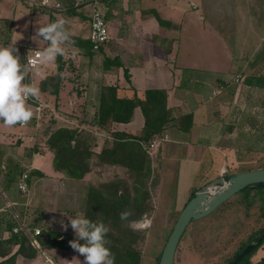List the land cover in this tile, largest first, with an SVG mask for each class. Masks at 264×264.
<instances>
[{"label": "crops", "instance_id": "crops-1", "mask_svg": "<svg viewBox=\"0 0 264 264\" xmlns=\"http://www.w3.org/2000/svg\"><path fill=\"white\" fill-rule=\"evenodd\" d=\"M67 1L69 4L49 15L52 9L28 0H0V46H14L18 50L14 54H24L25 48L33 49L29 45L35 40L37 29L58 18L65 20L70 35V42L62 45L63 55L26 73L24 82L40 88L38 100L26 101L32 111L40 104L51 105L42 98L46 96L56 108L65 109V94H69L73 83L68 74L72 66L69 57L76 52L74 46L82 53L76 57L83 56L88 62L102 57L101 72L110 82L101 84L117 86L120 95H130L133 89L139 95L146 89L166 92V108L178 125L164 131L167 140L160 143L157 155L163 165H175L174 201L179 205L184 206L204 177L209 181L224 171L226 174L264 158V0H171V5L170 0H104L102 9L109 39L99 50L101 56L91 49L84 52L78 45L79 40H88L92 0ZM79 8H83L81 13ZM172 9L179 17L170 14ZM155 14L163 23L157 21ZM47 46L48 42L40 38L34 49ZM115 57L120 66L111 64L104 69L105 60ZM57 64L61 65L59 88L58 94H53L42 89L40 82L57 72ZM125 71L129 81L123 75ZM238 74L240 81L227 83ZM219 85H223L222 90L214 94ZM97 94L98 89L95 97L86 101L84 117L76 125L78 131L89 136L90 150L96 154L100 150L95 144L106 133L92 124ZM70 95L67 107L72 108L77 99ZM87 106L94 111L90 113ZM27 124L8 126L0 121V240L19 232L27 238L22 252H18L20 242L14 241L8 253L0 255V261L14 254V264H65L78 252L54 246L51 238L43 246L32 230L43 228L61 235L73 234L69 217L77 213L61 215L44 198L34 205L38 200L33 199L31 190L37 186L42 190L56 176V186L60 185L61 190L69 177L53 167L50 150L45 152L36 145L25 148V134L34 130V126ZM142 126L143 116L135 108L129 122H112L111 131L137 134ZM38 135L31 132L27 137L36 140ZM16 166L23 168L22 173H28L27 194L18 188L22 174L19 176L17 172L10 189L6 188V171ZM42 179L45 186L40 185L44 183ZM39 207L45 213L40 214ZM64 225H68L66 230Z\"/></svg>", "mask_w": 264, "mask_h": 264}, {"label": "rangeland", "instance_id": "rangeland-1", "mask_svg": "<svg viewBox=\"0 0 264 264\" xmlns=\"http://www.w3.org/2000/svg\"><path fill=\"white\" fill-rule=\"evenodd\" d=\"M59 2H61L62 6L69 4L67 0H60ZM169 4H172L171 0ZM82 9L79 8L80 13ZM48 12L47 13L51 15L56 11L51 10ZM170 14L179 17L175 9L170 10ZM40 38L42 37L36 35L35 40L31 41L29 47L33 49L38 47ZM71 41L73 44L76 43L73 40ZM73 50L76 52L73 53L74 57H69L72 66H70V74H68V77L73 80V83L68 91L69 94H65V109L56 108L57 105H55L54 101L48 96L42 97L43 99L46 98V102L51 105L40 104L33 110V117L27 122V126H34V130L32 131L31 129L30 132L25 134V148L36 145V147L38 146L39 148L43 147L45 152H49L50 150L51 154H53V151L49 149L46 144L49 134L61 126L71 129L75 128L76 130L79 129V126L76 125H79V120H82L84 117L82 112L84 111L83 106H86V101H91V99H93L92 96L95 97L94 93L102 85L101 83L110 82V80L106 79V76L103 77L101 72L103 67L102 57L101 60L96 61L94 58L88 62L87 58L83 56L79 58L76 57L77 54L82 55L81 51L74 46ZM26 52H28L27 48L24 50V53ZM28 72L29 71L26 73ZM125 79L129 81V78L127 79L125 77ZM76 90L78 91L76 92ZM70 93L75 95L77 99V102H75L72 108H69V106L67 107V97L72 96ZM90 106L87 107L89 108V112L92 113L94 109ZM55 113L58 116L55 117ZM87 127L91 128L90 126ZM31 132L32 134L33 132L39 134L35 137L36 140L32 139V136H30L31 139L27 137ZM104 132H106L104 136L99 139L98 144H95L98 150L105 147L106 140L112 139L109 132ZM140 133L141 131L137 132V134ZM43 134L44 137L42 136ZM145 148L147 152L148 145H146ZM22 153L24 155V151L20 154L22 155ZM95 155L96 153L94 152L90 157L88 163L89 170L84 173L83 177L80 179L68 178L69 182L62 184L61 190L60 185L56 186L58 181L57 176L51 179L52 182H49L47 185L44 179H42L45 184L41 183L40 185L46 186L42 188V190L38 188L39 186L31 190L33 199L38 200L34 205L44 201V198L48 200L49 204L52 202L54 205L51 204V207H54L61 215L84 213L83 208L87 196V188L89 186L99 187L101 183L103 184L117 178H123V181H126L130 188V185L133 183V178L130 179L124 167L118 164L100 162ZM151 157V173L149 177L145 178V181L147 182V187L151 188L153 199L148 203V213L140 221L132 223L133 227H137L140 230L141 236L143 237L139 239L137 244V248L143 254L140 264H152L154 262L165 244L166 238L179 211L183 207L182 204L179 205V203L174 201L176 194L174 176L175 165L170 163L163 165L164 162L161 160L160 156L157 155V149L152 152ZM262 167H264V158L251 165H246L239 169L228 170L226 174ZM202 172L203 171H201V173ZM205 182L207 181L204 177L203 183ZM64 185L66 188H64ZM19 190L24 194L28 192L27 189L26 191H22L19 188ZM247 191H239L236 193V195H239L230 198L225 206L215 210L209 216L197 220L196 223L190 222L191 224L189 223L190 225L188 224L186 227L177 246L174 264H226L227 259H229L242 243L246 241L247 244L251 242L255 243L260 232L264 230V189H252L246 196L244 194L247 193ZM155 197H157L158 201H155ZM6 203L7 206L10 205L8 202ZM39 209L40 214L45 213L41 207H39ZM72 235H75V233ZM263 256L264 241L249 253V259L254 262ZM67 261L65 264H84V256L77 253V256L73 255Z\"/></svg>", "mask_w": 264, "mask_h": 264}, {"label": "trees", "instance_id": "trees-1", "mask_svg": "<svg viewBox=\"0 0 264 264\" xmlns=\"http://www.w3.org/2000/svg\"><path fill=\"white\" fill-rule=\"evenodd\" d=\"M101 1L104 2V0ZM155 17L159 23H163L157 14H155ZM78 42L84 52L91 49L89 40H79ZM18 55L20 56V63L25 65L23 52L18 53ZM104 63V68H110L111 64L120 66L117 57L111 60L106 59ZM60 70L61 65L57 64V72L43 79L40 82L41 88L50 93L58 94ZM124 75L127 79L129 78L126 71ZM97 95V111L92 124L109 132L112 139L106 140L105 147L101 148L95 156L100 162L118 164L124 167L130 179L133 178V183L129 188L123 178H117L101 183L99 187L89 186L83 211L88 218L103 222L109 228L106 234V246L114 256V264H140L143 254L137 248V244L142 236L140 230L133 227L132 223L140 221L148 213V203L153 199L151 188L147 187L145 181V178L149 177L151 173L150 161L152 157L147 154L145 146L153 139L163 137L165 135L164 131L168 130L170 126L178 124L175 123L176 118L172 115L171 110L166 108V92L163 89H146L142 95H139L133 89L130 95H120L117 86L101 85ZM135 108H139L143 116V126L140 134L111 131L112 122H129ZM180 120H182V117ZM89 141L90 138L86 135V132L78 131L75 128L61 126L53 130L46 140L48 147L53 151V167L66 177L82 178L84 173L89 170L88 163L90 157L94 154L90 150ZM15 172L20 176L23 174V168L8 167L6 171L7 189H10L8 187L15 178ZM196 188H193L191 194ZM258 188L263 190L264 185L245 188L243 190L247 191L248 189V191L244 195L247 196L250 190H258ZM229 200L230 198L215 210L225 206ZM124 210L129 211L130 215L126 220H121L120 212ZM196 221L192 222L196 223ZM9 227L12 228L11 225ZM35 229L33 228V233ZM39 230V234L36 236L41 245L44 246L45 242H49L51 238L53 241L51 244L54 246L73 249L69 241L76 239L75 235H61L57 231H45L43 228ZM26 239V236L19 232V234L12 235L6 240H0V255L5 256L9 251V245L14 241L20 242L18 252H22L23 242ZM256 241L253 248L236 264H264V256L254 262L249 259V253L263 243L264 237ZM246 244L247 241L242 243L227 259L226 264H229ZM28 245L32 247L29 242ZM160 253L152 264H157ZM0 264H14V254L1 260Z\"/></svg>", "mask_w": 264, "mask_h": 264}, {"label": "clouds", "instance_id": "clouds-1", "mask_svg": "<svg viewBox=\"0 0 264 264\" xmlns=\"http://www.w3.org/2000/svg\"><path fill=\"white\" fill-rule=\"evenodd\" d=\"M98 26V25H97ZM36 35L48 42V46L35 52L37 59H30V65L50 63L58 55H63L62 46L70 42L69 32L65 29V20L58 18L40 26ZM14 46H0V121L12 126L25 124L33 117V111L26 106L29 98L39 99L40 88L33 83H25L27 65L20 63V56ZM130 212H120V219L126 220ZM70 227L76 239L70 240V246L84 256V264H114V256L106 246V234L109 228L103 222H97L84 213L69 217ZM65 230L68 225H64Z\"/></svg>", "mask_w": 264, "mask_h": 264}, {"label": "water", "instance_id": "water-1", "mask_svg": "<svg viewBox=\"0 0 264 264\" xmlns=\"http://www.w3.org/2000/svg\"><path fill=\"white\" fill-rule=\"evenodd\" d=\"M258 185H264V167L222 174L197 187L179 211L157 264H174L177 246L190 222L207 216L239 191ZM263 237L264 230L260 232L257 240ZM255 243H248L229 264H236L253 248Z\"/></svg>", "mask_w": 264, "mask_h": 264}, {"label": "built area", "instance_id": "built-area-1", "mask_svg": "<svg viewBox=\"0 0 264 264\" xmlns=\"http://www.w3.org/2000/svg\"><path fill=\"white\" fill-rule=\"evenodd\" d=\"M28 1L32 4L40 5L42 7H46L52 10H61L63 8L61 3L58 1H52V0H39V1L28 0ZM108 39H109V28H108L107 21L105 19V14L102 9V1L92 0V9H91V14H90V30L88 34V40H89L91 49L93 51H99L104 46V44L108 41ZM37 50L38 49H33V50H30L24 53V63L25 65L28 66V71H31L34 68L39 67L41 65L39 62L36 65L29 64L30 59H37L35 57V52ZM240 80H241V76L238 74L235 77H233L230 82H227V83L238 82ZM222 88H223V85H219L217 89L214 90V94L219 93L222 90ZM165 140H167L166 136L162 138L153 139L148 144V148H147L148 154L151 156L152 152H154L158 148L160 143ZM27 176L28 174L24 172L21 175V179L18 182V187L22 191H26L27 189V183H26ZM39 231L40 230L36 228L33 234L37 235L39 234ZM33 243L37 245V242L35 240H33Z\"/></svg>", "mask_w": 264, "mask_h": 264}]
</instances>
